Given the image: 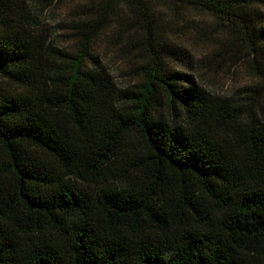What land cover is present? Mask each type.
Instances as JSON below:
<instances>
[{
    "label": "trees",
    "instance_id": "trees-1",
    "mask_svg": "<svg viewBox=\"0 0 264 264\" xmlns=\"http://www.w3.org/2000/svg\"><path fill=\"white\" fill-rule=\"evenodd\" d=\"M71 2L0 0V264H264L258 99L204 89L178 42L217 19L264 86V0ZM51 7L69 47L38 31Z\"/></svg>",
    "mask_w": 264,
    "mask_h": 264
},
{
    "label": "rangeland",
    "instance_id": "rangeland-1",
    "mask_svg": "<svg viewBox=\"0 0 264 264\" xmlns=\"http://www.w3.org/2000/svg\"><path fill=\"white\" fill-rule=\"evenodd\" d=\"M76 1L72 0L71 3L75 4ZM158 11L165 19L167 9L159 7ZM64 15L63 7H51L39 11L36 21L39 22L38 31L51 35L49 39L54 40L53 44L69 47L61 29ZM190 23H196L202 29L197 32L185 26L178 27V31L183 32L178 42L190 49L194 56L196 69L189 73L195 77L196 82L219 97L236 96L243 102L254 96L258 99L257 113L264 117V86L253 63L254 54L240 40L232 39V35L220 22L209 15H197L187 24ZM100 49L106 52L107 67L119 85L127 86L138 81V73L129 66L128 55L123 53V48L120 49L121 54L119 50L118 54H114L103 40Z\"/></svg>",
    "mask_w": 264,
    "mask_h": 264
}]
</instances>
